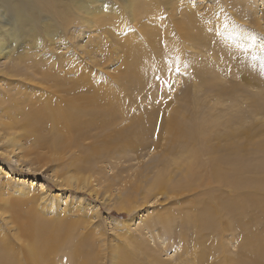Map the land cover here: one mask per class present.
Wrapping results in <instances>:
<instances>
[{
    "label": "rangeland",
    "instance_id": "374dc122",
    "mask_svg": "<svg viewBox=\"0 0 264 264\" xmlns=\"http://www.w3.org/2000/svg\"><path fill=\"white\" fill-rule=\"evenodd\" d=\"M134 1L107 0L105 24L69 13L56 43L38 18L44 42L24 36L34 51L0 57V92H18V116L45 117L40 134L0 124V236L39 264H264V0ZM61 61L76 71L40 83ZM189 167L185 189L150 188ZM34 209L64 218L45 228L52 246L25 233Z\"/></svg>",
    "mask_w": 264,
    "mask_h": 264
},
{
    "label": "bare ground",
    "instance_id": "6f19581e",
    "mask_svg": "<svg viewBox=\"0 0 264 264\" xmlns=\"http://www.w3.org/2000/svg\"><path fill=\"white\" fill-rule=\"evenodd\" d=\"M123 1L126 2V7L129 9L133 6L132 4L135 3L134 0H123ZM144 1L145 0H136V2H143V3H140L139 5L142 7L144 4ZM25 6L28 7V12H27V8H24ZM135 6L137 7L136 3H135ZM143 8H145V6ZM109 9H115V6H111L110 4H108L107 0H67V1H64V0H0V57L1 56L6 57L7 54L12 55L14 57L15 55L21 54L22 52L34 51V49H31V47H26V46L24 47L20 44L24 36H29L32 38L33 48L40 46L41 43L44 42L42 33L39 32L37 29L33 28L38 18L42 19V23L46 27V30L44 32L46 41H50L51 43H56L55 39L58 36V31H60L61 34L63 33L64 30H65L64 32L69 31V25L72 19L68 15L69 13H72V12L77 13L78 11H82L83 15L87 19H89L88 23L90 24L92 21H94V17H96V15H98L99 13H100V16L99 18H97L99 22L102 21L103 18L106 19L108 17V16H105L107 15L106 11H108ZM116 11L118 12V10ZM55 19H58L60 23V29L58 25L55 23ZM106 22L107 21L103 20L102 24H105ZM111 28L112 27L106 24L102 28V30L106 34H108ZM44 59L43 61H45ZM39 61H41L40 57H39ZM49 66L52 68H49V69L47 68V70H42L40 72L41 74L39 76L40 79H38L40 83L42 82L47 83L49 81L55 80V82H57L58 85L61 86L63 84V81H60L59 79L60 74L58 72L61 69L65 70L66 72L76 71L74 70L75 69L74 66L65 63V61H61L60 63H57L56 65L51 63V65ZM37 70H38V67H37ZM12 89L13 88L3 89L2 90L3 93L0 92V117H2L3 115H6L8 118L7 121L2 120L0 118L1 126L3 125L9 129V128L18 127V125H21L26 128L27 132H30L33 134H36V133L40 134V131H39L40 126H44V124L41 122L42 119H45L44 115L42 113H39L33 110L32 112H22L18 116V114L15 112V110L19 111L18 101L9 95L10 93H12L18 96V92L14 93ZM58 91L59 89L55 90V92H58ZM104 95L106 96V93ZM29 101L30 103H32L33 99ZM23 102L24 104L30 107V104L27 103L26 100H23ZM50 102L53 103V101H50ZM50 102L45 101V103H50ZM55 104L59 105V103H54V107H52L51 109L52 115L55 118L59 116L67 117L68 118L67 120L70 119L72 124L78 123L80 120V114L84 112L83 110L74 108L73 107L74 104L71 105V107L69 108L66 105L64 106L63 109H61V106H56ZM108 111L109 109H106V112ZM57 125H60V124L52 123V126L54 127H57ZM196 130L197 132H202L204 128L201 125H198ZM51 135L53 136V140L57 141L59 138H61L62 132L54 129V130H51ZM164 167L165 165L163 166V168ZM258 169L264 170V164L260 165ZM168 175H169V171L167 169L166 171H162V172L160 170L157 174V178L153 180L150 188L152 190L156 188H161L162 190H165V191L181 190V189H185V181L193 180L195 177L192 174L191 167H189L185 173L183 172L181 173V178L179 180L173 181L170 184L168 183L170 180ZM222 182H225V181L223 180ZM119 209H121L122 211L124 210L122 207H118V210ZM52 211L56 212L57 210L54 211L53 209ZM27 217H28V220L25 224L29 225L32 228L31 230H26L25 233L28 234V237L32 238L33 246L41 245V244L52 246L54 235L52 232H47L45 228L52 229V230H57L59 227H60V230L61 228H64V225H63L64 218L56 222H48L42 216H40V214H36V209L27 212ZM202 222L203 223L205 222V217L202 220ZM22 226H21V230L23 231ZM14 246H15V243L12 238L8 239L4 235L0 236V264H39L40 261L45 260L41 258L42 256L38 255L37 249L32 248V249L27 250L26 252L27 259L24 262L20 259L17 249ZM70 252L73 253L72 251ZM126 256H128L127 252H125L123 259ZM71 257L75 258L73 254L71 255Z\"/></svg>",
    "mask_w": 264,
    "mask_h": 264
}]
</instances>
